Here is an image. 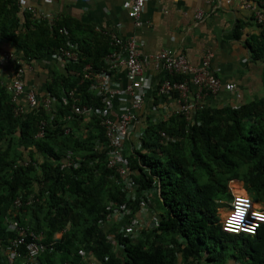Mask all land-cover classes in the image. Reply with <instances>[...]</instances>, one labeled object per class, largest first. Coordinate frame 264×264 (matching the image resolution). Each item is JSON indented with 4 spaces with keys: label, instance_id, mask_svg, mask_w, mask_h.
Segmentation results:
<instances>
[{
    "label": "trees",
    "instance_id": "trees-1",
    "mask_svg": "<svg viewBox=\"0 0 264 264\" xmlns=\"http://www.w3.org/2000/svg\"><path fill=\"white\" fill-rule=\"evenodd\" d=\"M29 15L21 16L15 1L0 0V38L22 52L26 66L60 49L75 51L77 61L64 65L66 74L47 78L43 96L37 94L52 98L51 111L12 103L0 78V252L11 236L8 217L41 234L46 250L38 264H264V224L254 235L230 234L222 230L218 214L232 199L230 181L243 182L264 210V96L236 108L203 106L190 121L172 115L147 122L139 148L124 154L128 176L121 177L107 166L98 118L88 120L91 131L84 133L78 125L83 117L67 119L74 99L77 105L104 107L83 75L86 66L96 73L108 69L114 49L109 39L65 19L50 27ZM247 47L253 62L264 63V28ZM18 106L25 111L15 115ZM41 123L43 136L37 138ZM69 151L75 164L61 170ZM125 180L133 185L130 192ZM30 196L32 205L11 211L16 199ZM141 202L157 226L142 228L140 237L131 239L119 232L112 214L119 207L130 222Z\"/></svg>",
    "mask_w": 264,
    "mask_h": 264
},
{
    "label": "crops",
    "instance_id": "crops-1",
    "mask_svg": "<svg viewBox=\"0 0 264 264\" xmlns=\"http://www.w3.org/2000/svg\"><path fill=\"white\" fill-rule=\"evenodd\" d=\"M21 2L23 5L16 2L20 15L30 14V19L35 20V23L55 25L65 19L76 29L89 27L97 36L108 38L111 47L112 35L121 41L133 38L143 57H149L163 49H171L183 53L192 66H200L204 58L210 54V72L223 84L234 85L232 91L222 89L215 95H206L201 104L210 109L236 108L264 96L262 82L264 63L253 62L247 47V40L250 37H258L264 28L256 17L259 9L264 10V0H208V2L150 0L141 12L140 26H136L135 21L128 17L130 7L126 0H21ZM198 12L202 13L201 18L197 17ZM77 33L80 34L79 31ZM0 48L14 52L18 57L22 56L21 51H15L13 46L1 38ZM113 48L107 56L108 69L103 73L107 75L106 80L111 88H118L122 92L128 84L126 68L118 55H114L117 59L111 58L118 52V49ZM57 55L58 53L45 55L38 62L33 61L26 67L24 77L26 90H34L36 94L43 96L47 78L54 74H66V68ZM143 72L146 87L139 92L143 103L137 111L135 130L124 144V154L128 150L131 152L139 148V139L147 122L160 123L174 115L179 108L175 98L160 101L158 96L159 86L170 78L164 68L148 61ZM0 78L3 84L10 83L11 66L0 65ZM104 80L103 77L98 78L97 85ZM92 91L102 97L96 87H93ZM131 99L121 93L115 95L108 106L118 113L131 102ZM197 111L198 109L192 111L189 121ZM91 117L94 116L83 117L80 121L78 124L80 133L91 131L88 121ZM235 184L248 195L243 182L230 181L228 190L231 195ZM257 208H262V205Z\"/></svg>",
    "mask_w": 264,
    "mask_h": 264
},
{
    "label": "built area",
    "instance_id": "built-area-1",
    "mask_svg": "<svg viewBox=\"0 0 264 264\" xmlns=\"http://www.w3.org/2000/svg\"><path fill=\"white\" fill-rule=\"evenodd\" d=\"M150 0H126L129 4L128 17L135 21L136 26H140V15L146 4ZM208 2V0H206ZM17 4L23 5L21 0H16ZM248 7H250L248 5ZM31 12V11H30ZM34 13V12H32ZM198 18L202 17V13L198 12ZM256 17L259 24L264 25V10H258ZM53 26L54 23H49ZM61 33L62 30L60 29ZM111 45L118 49L111 58L117 59L120 57V62L124 64L126 68V78L128 84L125 89L120 92L117 88H111L110 84L106 80L107 75L103 72H93L90 66H86L84 69V80L92 82V87H96L99 95L103 97L104 107L95 108L91 106L77 105L78 99H74L72 105V116L67 117L71 120L73 116L77 118L86 117L93 115L98 118L99 124L104 130L106 138V150L108 152V163L109 168H114L121 177H127V162L124 158V144L133 134L135 125L138 120L137 111L142 106V96L139 94L146 87V78L144 76V65L151 61L154 65L162 66L164 70L170 75V78L181 76L182 81L166 79L158 88V96L161 100L175 98L178 102L179 108L174 113L176 116H182L187 120L190 119L192 111L202 109L203 105L201 101L206 95H215L220 90L232 91L234 89L233 84H223L215 75L209 70V62L211 55L208 54L200 66H192L186 59L183 53L171 49H163L158 53L149 57H143L139 51V48L133 38L121 41L116 36L112 35ZM117 56V57H114ZM59 59L65 65L70 62L77 61V54L72 50L60 49L58 52ZM6 64L11 66L12 80L10 83H6L8 91L10 92L11 102L18 103L23 101L25 107L30 110H38L42 108L46 111H51L54 101L52 98L45 96L39 98L34 90H26L24 81L26 73V65L24 62L17 57L14 52L4 50L0 48V65ZM26 67H25V66ZM29 68V67H28ZM103 77L104 82L97 85V79ZM192 86L194 90H192ZM126 94L131 97V102L121 109L120 112L115 113L108 105L111 99L115 95ZM74 93L71 92L70 97L73 98ZM65 103V101H64ZM24 106H18L15 108V115L23 114L25 111ZM43 126L41 123L39 132L36 137L41 138L43 136ZM99 149L101 147L99 146ZM26 165L28 163H25ZM75 164L72 152H67L61 161L60 169H66ZM125 190L129 191L133 188L130 181L125 180ZM135 200L134 197H132ZM240 201H246L247 206L240 204ZM34 202L33 196L28 197L25 201L20 198L16 199L12 204L11 211H18L22 206H30ZM245 210V215L241 221L240 229L235 231H227L229 227V221L236 214L237 205ZM149 211V207L145 202H141L140 217L138 214L135 218L127 222L126 213L127 211H121L119 207H116V211L112 214V218L121 224L119 229L120 233L124 236H129L131 239H137L140 237L139 231L141 227V217ZM253 212L259 215H264L262 208L255 207V203L248 195H234L232 194L231 202L229 203V211L221 220L222 230L230 234H248L254 235L258 228L264 224L252 215ZM150 214V212H148ZM151 217V216H150ZM127 223H125V222ZM7 230L11 233V236L6 240L5 246L0 252V263L12 264L17 260H21L20 264H38V258L42 253L45 252L46 247L40 243L41 234L35 233L28 227H20L14 220L6 218ZM125 223V224H123ZM126 225V226H125ZM157 226L156 219L152 217L150 224L147 227L154 228ZM246 228H254L253 231H245ZM62 233H59L55 238H59ZM107 241L112 245H115L113 236L108 235ZM81 256L84 258L85 253L82 252Z\"/></svg>",
    "mask_w": 264,
    "mask_h": 264
},
{
    "label": "clouds",
    "instance_id": "clouds-1",
    "mask_svg": "<svg viewBox=\"0 0 264 264\" xmlns=\"http://www.w3.org/2000/svg\"><path fill=\"white\" fill-rule=\"evenodd\" d=\"M240 204H244L245 207L247 206V202L246 201H240ZM229 205V204H227ZM245 215V210L242 209L239 204L237 205V211L236 214L231 218V220L229 221V227L226 228L227 231H235V230H239L240 229V225H241V221L243 219ZM252 215L254 217H256L257 219L264 221V215H259L256 212H253ZM263 225V224H262ZM245 231H253L254 228H246L244 229Z\"/></svg>",
    "mask_w": 264,
    "mask_h": 264
},
{
    "label": "rangeland",
    "instance_id": "rangeland-1",
    "mask_svg": "<svg viewBox=\"0 0 264 264\" xmlns=\"http://www.w3.org/2000/svg\"><path fill=\"white\" fill-rule=\"evenodd\" d=\"M238 186L239 185H237V184H235L234 186H233V194H237L238 195V193L235 191V189H239L238 188ZM232 188V187H231ZM241 191H243V190H241ZM245 193V192H244ZM243 193V194H244ZM249 196V195H248ZM231 202V200H229V202H228V204ZM225 205V204H224ZM256 206L257 207H260L261 205H258V204H256ZM149 211H150V213H151V209H149ZM228 211H229V205H225L224 207H220L219 209H218V214H219V217H220V221L222 220V219H224V217H226V215H227V213H228ZM145 215H143L140 219H141V222H142V224H141V227L142 228H147V225L148 224H150V222H151V220H152V217H150L151 215L147 212V213H144ZM141 215H140V213L138 214V217H140ZM6 228H7V222H6Z\"/></svg>",
    "mask_w": 264,
    "mask_h": 264
}]
</instances>
